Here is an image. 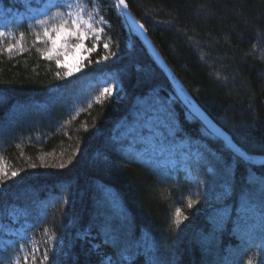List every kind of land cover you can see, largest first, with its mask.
Instances as JSON below:
<instances>
[{
  "label": "trees",
  "instance_id": "1",
  "mask_svg": "<svg viewBox=\"0 0 264 264\" xmlns=\"http://www.w3.org/2000/svg\"><path fill=\"white\" fill-rule=\"evenodd\" d=\"M97 1L104 32L70 77L26 25L0 38V168L8 173L0 178V264L34 243L47 248V264H108L109 255L110 264H264V166L240 160L193 118L116 0ZM126 3L205 112L245 152L264 156V0ZM8 44L17 47L9 53ZM107 73L122 90L100 96L97 77ZM170 96L178 135L200 153L189 160L194 180L114 138L140 99Z\"/></svg>",
  "mask_w": 264,
  "mask_h": 264
},
{
  "label": "rangeland",
  "instance_id": "2",
  "mask_svg": "<svg viewBox=\"0 0 264 264\" xmlns=\"http://www.w3.org/2000/svg\"><path fill=\"white\" fill-rule=\"evenodd\" d=\"M77 2L85 5L87 12L95 13L94 26L96 28L106 24L101 23V17H103L101 13L102 3L97 0H13V3H16L15 6L5 8L0 5V31L8 34L4 37L5 39H13L17 30H20L23 25H26L31 31H41L39 26L35 24L36 18L47 19L48 15L58 10L55 7L56 4H75ZM59 10L66 11L67 9L61 8ZM89 42L96 43L97 41L90 35L83 42L84 49H90ZM68 43L71 45L77 43V41L70 39ZM60 51L58 49L56 53H53V58L60 59V65L67 70L71 68L73 74L80 72L81 65L90 53L83 49L74 50L71 47L68 48L66 56L59 55ZM77 67L79 71L76 70ZM97 81L101 91L108 84L115 85L118 83L116 78L108 73L99 75ZM115 93L116 90L113 89L110 94ZM172 99L174 97L170 96L165 104L162 99L157 97H148L146 100L140 99L138 102L139 107L132 114L131 121L123 120L116 126L114 138L116 140L127 138L128 142L124 146L128 151H133L139 157L145 155L147 158L154 159L159 166L164 168L167 174L175 176L182 172L186 178L194 180L195 176L190 168L189 160L196 161L200 153L193 146L194 142L178 135V122L174 118L176 112L169 107ZM165 117H167V120H165ZM153 124L155 127H152ZM147 127H152L151 134L147 131L142 134L141 130ZM8 242H11V240ZM143 244L144 247L148 246V239L145 238ZM107 260L114 262L116 259H112V256L109 255Z\"/></svg>",
  "mask_w": 264,
  "mask_h": 264
},
{
  "label": "snow or ice",
  "instance_id": "3",
  "mask_svg": "<svg viewBox=\"0 0 264 264\" xmlns=\"http://www.w3.org/2000/svg\"><path fill=\"white\" fill-rule=\"evenodd\" d=\"M119 5H121L124 9H127L128 5L125 2V0H119ZM55 7L58 9L56 12L52 13L51 15H48L47 19H41L36 18L35 24L39 26L41 31H33L34 36V42L45 44L48 47H46L45 51L42 53V55L45 56L46 59H52L53 53H56L58 49H60L59 55H67V50L69 47L76 49H83L86 52H91L95 50L96 45L93 44V47L91 49H84L83 48V42L84 40L88 39L89 36L99 42L101 40V36L104 32V28H96L95 21H94V14L95 13H89L86 11V6L77 2L75 4L72 3H66V4H56ZM66 8V11H61L59 9ZM101 23H106L101 17ZM141 27H143L141 25ZM8 35L4 31H0V38H4ZM20 40H24V33L21 32L19 34ZM70 39H74L77 41V43H73L69 45L68 41ZM17 47L15 44H8L6 47V51L11 53L13 51V48ZM103 48L107 50L109 48L108 43L103 44ZM23 44L20 43L18 47V51H23ZM115 55V53H113ZM109 59L108 56H103L102 60H97L96 63L99 64L102 61H107ZM61 61L60 59H56V64L60 65ZM91 64L92 61H89ZM79 71V68L76 69ZM73 74V70L69 68L65 74L64 77H70ZM56 76L58 78L60 77V73L57 72ZM113 89L116 91H121L122 86L117 83L115 85L108 84L103 87L102 91L100 92V96H104L105 94H110L113 92ZM99 100V97L96 98ZM165 120H167V117H165ZM152 127H155L153 124ZM152 127H147L146 129H142L141 133L143 134L144 131H147L149 134L152 132ZM218 131V130H216ZM171 134V133H170ZM226 141L231 145L234 152L237 154V157L244 161L249 163L250 165H255L257 163L256 160L252 158L251 155H249L247 152L242 151L239 147H236L235 145H232L231 140L228 138H225ZM71 161H69L70 163ZM259 163L261 165H264V157H261L259 160ZM35 167V165H33ZM61 168L64 167V165H60ZM18 173L16 171L11 172V177H16ZM8 173L3 169L0 168V178L7 177ZM260 183L261 185H264V176L260 177ZM230 187V186H229ZM228 189L226 188V191ZM193 203L195 201H189L188 207L191 208L193 206ZM176 219L175 224L177 227L181 224V211L179 208L176 209L175 212ZM183 219H187V217H183ZM21 248L24 247V245H20ZM29 260H31V264H47V261L49 260V253L47 248L41 250L39 248L38 244H33V247L30 249L29 252L22 254L21 256L15 258L14 264H29ZM110 264V261L108 262ZM247 264H252V261L249 260Z\"/></svg>",
  "mask_w": 264,
  "mask_h": 264
},
{
  "label": "water",
  "instance_id": "4",
  "mask_svg": "<svg viewBox=\"0 0 264 264\" xmlns=\"http://www.w3.org/2000/svg\"><path fill=\"white\" fill-rule=\"evenodd\" d=\"M118 3V7L126 20L127 26L133 36H135L147 49L148 53L152 56L153 61L158 66V68L164 73L166 78L174 90L176 97L181 102V104L186 108V110L190 113V115L197 119L203 127L215 138L221 140L225 146L237 156L234 152L233 148L226 141L225 138L231 140L232 145L239 147L232 139V137L222 128L220 127L206 112L205 110L197 103L195 98L186 88V86L178 79L175 73L171 70L168 64L165 62L163 57L159 54L158 50L155 48L152 40L150 39L146 29L144 26L138 22L133 15L131 14L129 8L124 9L121 5H119V0H116ZM126 2V0H125ZM141 25L143 27H141ZM218 130V131H216ZM242 151H244L241 147H239ZM250 155V154H249ZM254 160L257 161L255 165L252 166H264L259 163L261 157L264 156H254L251 155ZM247 163V162H246ZM249 164V163H247Z\"/></svg>",
  "mask_w": 264,
  "mask_h": 264
}]
</instances>
